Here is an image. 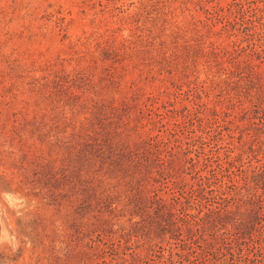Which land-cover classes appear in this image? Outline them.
Masks as SVG:
<instances>
[{
    "label": "rangeland",
    "instance_id": "1",
    "mask_svg": "<svg viewBox=\"0 0 264 264\" xmlns=\"http://www.w3.org/2000/svg\"><path fill=\"white\" fill-rule=\"evenodd\" d=\"M261 121L264 0H0V264L159 262L174 235L132 227L124 180L169 198L172 178L105 168L144 140L227 190ZM78 177L102 180L82 202Z\"/></svg>",
    "mask_w": 264,
    "mask_h": 264
},
{
    "label": "trees",
    "instance_id": "2",
    "mask_svg": "<svg viewBox=\"0 0 264 264\" xmlns=\"http://www.w3.org/2000/svg\"><path fill=\"white\" fill-rule=\"evenodd\" d=\"M250 83L249 76L246 84ZM256 125L260 130L264 128L263 121ZM142 143L144 152L129 147L127 157L124 153L119 154L111 162L112 166L105 168V173L118 171L125 178H134L137 174L145 176L152 159L158 173H166L172 178L171 187H167L171 190H168L169 198L159 195L154 187L149 189L148 196L140 195L141 177L137 182L124 180L128 188L125 189L127 203L143 211L140 223L134 222L132 227L138 226L147 233L155 222L174 235L175 248L169 247L166 257L161 253L155 264H264V154L257 158V164L242 172V185L229 179L227 190H215L212 182L214 178L218 180L216 174L201 175L199 170H194L196 183L184 182L178 176L179 168L174 167L172 156H161L160 151L151 148L153 143L144 140ZM102 162L101 166L104 165ZM210 171L216 173V170ZM65 178L66 174H63ZM94 180L102 182L100 178H75V183L85 192L80 202L86 201L84 199L96 190ZM217 197L222 208L212 207L210 199ZM230 205L232 207L228 208ZM150 259L146 264H154V259Z\"/></svg>",
    "mask_w": 264,
    "mask_h": 264
}]
</instances>
